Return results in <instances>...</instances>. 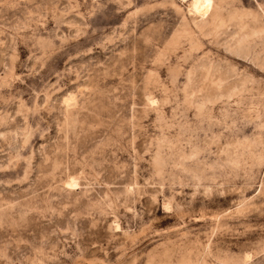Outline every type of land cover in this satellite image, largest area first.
Listing matches in <instances>:
<instances>
[{
	"label": "rangeland",
	"instance_id": "rangeland-1",
	"mask_svg": "<svg viewBox=\"0 0 264 264\" xmlns=\"http://www.w3.org/2000/svg\"><path fill=\"white\" fill-rule=\"evenodd\" d=\"M0 264H264V0H0Z\"/></svg>",
	"mask_w": 264,
	"mask_h": 264
}]
</instances>
